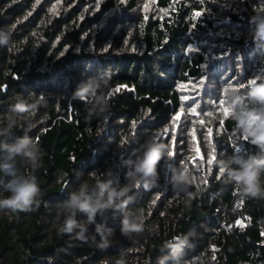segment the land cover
Segmentation results:
<instances>
[{
  "label": "trees",
  "instance_id": "1",
  "mask_svg": "<svg viewBox=\"0 0 264 264\" xmlns=\"http://www.w3.org/2000/svg\"><path fill=\"white\" fill-rule=\"evenodd\" d=\"M254 7L264 0H0V29L12 31L11 45L0 47V119L19 94L43 101L28 132L43 153L41 204L11 219L0 212V264H114L122 250H130L128 264H157L176 236L189 239L186 264H264V199L238 202L235 186L217 178V162L234 154L233 145L241 155L257 149L230 142L233 120L225 105L209 102L223 99L225 85L246 91L250 78L264 77ZM106 73L110 112L90 119L73 93ZM24 134L17 127L12 136ZM153 136L174 155L161 160L157 187L130 193L128 208H143L159 235L146 230L133 243L120 235V216L109 220L114 235L104 251L80 239L79 229L59 235L56 206L80 183L94 186L90 172L102 178L113 169L124 183L123 161ZM181 163L193 183L177 193L171 170ZM17 168L27 170L19 160ZM7 179L0 176V185ZM86 227L85 236H94L95 226Z\"/></svg>",
  "mask_w": 264,
  "mask_h": 264
},
{
  "label": "clouds",
  "instance_id": "2",
  "mask_svg": "<svg viewBox=\"0 0 264 264\" xmlns=\"http://www.w3.org/2000/svg\"><path fill=\"white\" fill-rule=\"evenodd\" d=\"M250 18L253 43L264 52V7H254ZM12 43V31L0 29V47ZM246 91L234 88L230 84L222 89L223 105L234 122L230 142L243 140L255 146L257 151L247 155L233 154L219 160V176L225 183L235 186L238 202L247 199H264V77L250 78L244 86ZM107 73L103 76L88 77L82 81L73 98L86 102L89 118H107L111 104ZM213 103L212 101H209ZM43 103L35 97L31 101L19 94L9 107L7 114L0 119V176L7 177L0 185V191L7 196H0V212L9 219L17 213H31L41 204V188L36 175L42 166L43 153L39 142L28 135L32 128L31 117ZM215 108V104L213 103ZM17 127L24 129L23 136H12ZM170 149L158 142L155 136L146 139L131 156L123 161L125 182L121 183L118 174L108 169L100 175L88 173L95 180L94 186L82 182L57 208L56 230L59 235L72 234L79 229L78 237L91 240L101 251L110 246L114 230L109 227V220L120 216V235L136 242V237L146 230L152 236L159 235L158 229L146 226V213L143 208L131 210L128 205L134 197V190L143 187L151 190L158 186V166L162 159H170ZM18 160L27 170L17 168ZM171 184L174 192H183L193 183L187 166L181 163L172 168ZM191 196V193H189ZM83 215L85 223L77 217ZM99 218V219H98ZM86 225L95 226V235L86 237ZM99 240H96V237ZM189 245L187 236H176L167 240L161 247L162 255L157 264H186L184 249ZM130 250H122L120 258L114 264H128L126 257ZM101 264H108L102 261Z\"/></svg>",
  "mask_w": 264,
  "mask_h": 264
},
{
  "label": "snow or ice",
  "instance_id": "3",
  "mask_svg": "<svg viewBox=\"0 0 264 264\" xmlns=\"http://www.w3.org/2000/svg\"><path fill=\"white\" fill-rule=\"evenodd\" d=\"M122 2H123V0H122ZM201 2H203V0H201ZM202 15H203V13H201V12H197V13H195V16H196V17H200V16H202ZM115 91H119V88H117ZM185 99H187V97H185ZM213 103H214L217 107H220V106L223 105V99L221 98V99L218 100V101H213ZM222 111H223V115H224V116H227V115H228V110H227L226 107H223ZM190 112H191L192 114H196V109H195V108H190ZM208 114L210 115L211 113H208ZM175 120L178 121V120H179V116L175 117ZM200 123H203V121H201ZM211 134H212V130H211V129H208V130H207V135H208V137H211ZM233 147H236V145H233ZM236 150L239 151L240 149H239L238 147H236ZM195 151H196L197 153H199L200 150H199V148L197 147V148L195 149ZM212 152H213L212 159H210V160L208 161L209 163H212V161L215 160V152H216V148H215V146H213ZM173 155H174V153H173V152H170V156H173ZM194 162H195V161H194ZM237 225L240 226V227H244V226H246L242 221H237ZM262 235H264V233H262Z\"/></svg>",
  "mask_w": 264,
  "mask_h": 264
},
{
  "label": "built area",
  "instance_id": "4",
  "mask_svg": "<svg viewBox=\"0 0 264 264\" xmlns=\"http://www.w3.org/2000/svg\"><path fill=\"white\" fill-rule=\"evenodd\" d=\"M236 147H237V146H236ZM236 147H233V146H232L233 151H234V154H241V150L237 151V150H236ZM240 207H241V205H240V203H238V204L236 205L235 208L238 210ZM237 221H240V220H236V221H235V223H234L235 226H238V225H237Z\"/></svg>",
  "mask_w": 264,
  "mask_h": 264
},
{
  "label": "rangeland",
  "instance_id": "5",
  "mask_svg": "<svg viewBox=\"0 0 264 264\" xmlns=\"http://www.w3.org/2000/svg\"><path fill=\"white\" fill-rule=\"evenodd\" d=\"M233 153H234V151H233Z\"/></svg>",
  "mask_w": 264,
  "mask_h": 264
}]
</instances>
